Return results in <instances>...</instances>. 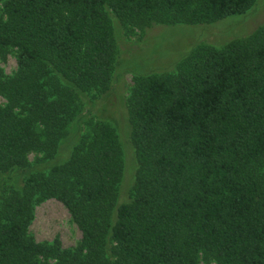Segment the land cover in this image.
<instances>
[{
    "label": "trees",
    "instance_id": "16d2710c",
    "mask_svg": "<svg viewBox=\"0 0 264 264\" xmlns=\"http://www.w3.org/2000/svg\"><path fill=\"white\" fill-rule=\"evenodd\" d=\"M257 0H0V174L25 184L0 202V264H264V31L193 51L175 75L136 79L128 99L137 172L120 203L119 136L97 124L57 157L70 106L107 91L124 28L214 23ZM61 84L55 93L45 80ZM50 84L48 83V87ZM43 153L47 163L31 164ZM62 203L82 233L75 250L30 235L37 204Z\"/></svg>",
    "mask_w": 264,
    "mask_h": 264
},
{
    "label": "rangeland",
    "instance_id": "374dc122",
    "mask_svg": "<svg viewBox=\"0 0 264 264\" xmlns=\"http://www.w3.org/2000/svg\"><path fill=\"white\" fill-rule=\"evenodd\" d=\"M114 29L118 60L113 84L104 92L98 89L83 92L78 101L70 106L71 113L57 157L62 162L68 160L79 141L89 137L97 124L105 123L115 128L124 157V175L119 187V200L123 203L130 200L137 172L127 108L136 79L175 75L195 50H223L232 43L253 39L264 31V0H257L245 15L214 23L154 25L143 30L132 25L124 28L119 20L114 19ZM18 61L19 53L16 49L0 51V68L7 76L13 77L18 72ZM45 84L47 90L55 94L62 87L61 84L50 82L48 78ZM0 104L5 105L6 101L0 98ZM29 160L31 164L48 161L43 153H31ZM24 184L25 178L16 176V173L0 174V202L12 190ZM29 233L39 243H52L59 239L65 249L73 250L79 247L83 237L69 211L55 199L36 205ZM199 263L216 264L207 261L203 255L199 256Z\"/></svg>",
    "mask_w": 264,
    "mask_h": 264
}]
</instances>
